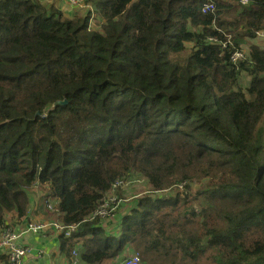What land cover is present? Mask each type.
Returning a JSON list of instances; mask_svg holds the SVG:
<instances>
[{
  "label": "trees",
  "instance_id": "obj_1",
  "mask_svg": "<svg viewBox=\"0 0 264 264\" xmlns=\"http://www.w3.org/2000/svg\"><path fill=\"white\" fill-rule=\"evenodd\" d=\"M209 2L83 0L68 17L0 0V231L9 214L24 220L36 189L79 223L60 238L81 264L133 249L143 264H264V48L231 59L264 30V0ZM134 171L149 192L118 231L88 220ZM181 182L184 195L154 196Z\"/></svg>",
  "mask_w": 264,
  "mask_h": 264
},
{
  "label": "built area",
  "instance_id": "obj_2",
  "mask_svg": "<svg viewBox=\"0 0 264 264\" xmlns=\"http://www.w3.org/2000/svg\"><path fill=\"white\" fill-rule=\"evenodd\" d=\"M73 6L83 7V0H68ZM241 4H247L248 0H238ZM91 10V16L89 19V28H91L90 22L95 17V11L91 6H88ZM215 2L210 0L209 3L205 4L203 11L214 10ZM261 31L257 32V36ZM211 40L217 41L216 38H210ZM231 37L229 36L225 42H222V49L228 47L231 44ZM247 53L242 49L236 47L231 53V59L234 63L242 61L246 58ZM128 179H118L114 182L110 194L102 201L96 210L87 218L88 220L100 219L101 221H106L117 211L120 206L121 199L119 198L117 190L123 185L127 184ZM49 209L56 210L53 205ZM79 223L66 224L61 221L51 220V221H33L28 220L24 224L19 226L9 225L0 231V252L7 255V260L9 264H26L27 257L32 252V247L23 241L24 237L31 233L34 235L43 234L48 229L52 228L64 237H70L75 231L78 230ZM141 255L139 252L131 253L126 256L120 263L117 264H140ZM70 264H81V259L79 257L78 251L73 250L70 257Z\"/></svg>",
  "mask_w": 264,
  "mask_h": 264
},
{
  "label": "crops",
  "instance_id": "obj_3",
  "mask_svg": "<svg viewBox=\"0 0 264 264\" xmlns=\"http://www.w3.org/2000/svg\"><path fill=\"white\" fill-rule=\"evenodd\" d=\"M45 1L47 2V0ZM66 3L69 4V1L68 2L66 1ZM59 8L63 9V7H59ZM81 8H84V6L83 7L71 6L72 14L76 13ZM66 10L67 9H65L64 11ZM247 47H249V49ZM242 49L248 54L250 52V44L249 46L246 47L242 44ZM51 204H53V207L55 208L56 201L52 202ZM55 213L56 214L54 215L51 211H48L45 205L41 204V202L39 201V193L37 192L35 196L33 195L32 201L30 202V206H29V212L24 217V220L13 222L14 218L12 214L7 215V218L10 225L12 226L22 225L28 220H33V221L57 220L62 222L60 213L57 211V209ZM116 216L117 215L113 216V218H116L115 221H118L116 224L113 223L114 222L112 221L113 218H109L108 220L104 221L103 226L107 232H109L110 230L117 231L119 229V223L121 219L119 216L118 217ZM105 224L107 226H105ZM111 224L113 225L112 228L109 227ZM61 235L63 234L52 228L48 229L47 231H45L43 234L40 235H34L31 233L27 234L24 237L23 241L32 247V252L27 257L26 264H70L71 255L68 253L66 246L63 245V240L60 238ZM74 249H72V251L70 252L71 254ZM0 264H8V263L0 262Z\"/></svg>",
  "mask_w": 264,
  "mask_h": 264
},
{
  "label": "rangeland",
  "instance_id": "obj_4",
  "mask_svg": "<svg viewBox=\"0 0 264 264\" xmlns=\"http://www.w3.org/2000/svg\"><path fill=\"white\" fill-rule=\"evenodd\" d=\"M66 1L68 2V0H63V1L62 0H47V2L45 0H43L42 2L46 5L52 4L57 8L63 7V9H62L63 11L65 9H67L66 11H64V14L68 17H71L74 14L86 13L85 12L86 8H81L76 13L72 14L71 6H73V4L70 2L68 4V3H66ZM88 6H90V5H88ZM102 24H103V20L98 16L97 13H95V17L90 22L91 28L92 29L96 28L97 30H101ZM209 40L211 43H218L219 42L218 40L215 41V40H211L210 38H209ZM219 43L222 44V42H219ZM249 44H257V45H260L261 47L264 48V30L261 31L257 37L248 38L243 45L246 47V46H249ZM247 48L249 49V47H247ZM247 48H245V49H247ZM249 79L250 78L248 76L244 75V77H242V85L247 86L248 82L250 81ZM130 175H131L130 178L134 181L131 183H127V184L123 185L122 187H120L117 190L119 198L121 199V203H120V206L114 215H117L116 217L119 216L120 219L124 214H126L128 212V210L130 208L135 206V204H136L135 201L139 197H141L144 194H148V192H149V186H148L147 180L144 178V176L141 174V172L134 171V172L130 173ZM194 181H196V180H194ZM202 183L203 182H199V181L193 182L192 181L190 183V185H192L191 186V193H196L198 188L200 187L199 184L201 185ZM185 184H186V182L176 183V185L171 186L170 188H166V189H163V190L157 192L156 194H154V196L157 197L160 195H170L171 193L174 194V192L178 191V190L182 192L181 195H184L187 192V190H185ZM36 193H37V191L35 189L34 196L36 195ZM52 205L53 204L48 203L47 208L49 209L50 207H52ZM50 211H51V209H50ZM111 218H113V216ZM115 219L116 218L112 219V221H114L113 222L114 224H116L118 222V221H115ZM102 223H104V221H102ZM105 226H107V225L105 224ZM109 227L112 228L113 225L111 224ZM117 231L110 230L111 233H116ZM137 251L138 250H134V249L127 251L123 256L119 257V259L117 260L116 263H120L126 256L130 255L131 253L137 252ZM140 264H143L142 260H141Z\"/></svg>",
  "mask_w": 264,
  "mask_h": 264
},
{
  "label": "water",
  "instance_id": "obj_5",
  "mask_svg": "<svg viewBox=\"0 0 264 264\" xmlns=\"http://www.w3.org/2000/svg\"><path fill=\"white\" fill-rule=\"evenodd\" d=\"M66 102H67L66 100L65 101L58 100V101L55 102L54 106L57 107V105L65 104Z\"/></svg>",
  "mask_w": 264,
  "mask_h": 264
},
{
  "label": "bare ground",
  "instance_id": "obj_6",
  "mask_svg": "<svg viewBox=\"0 0 264 264\" xmlns=\"http://www.w3.org/2000/svg\"><path fill=\"white\" fill-rule=\"evenodd\" d=\"M78 251V250H77ZM0 253H3V252H0ZM5 254V253H4ZM78 254H79V252H78ZM80 257V256H79Z\"/></svg>",
  "mask_w": 264,
  "mask_h": 264
}]
</instances>
